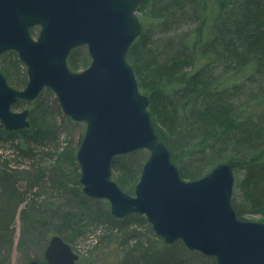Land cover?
I'll return each instance as SVG.
<instances>
[{"label":"water","instance_id":"water-1","mask_svg":"<svg viewBox=\"0 0 264 264\" xmlns=\"http://www.w3.org/2000/svg\"><path fill=\"white\" fill-rule=\"evenodd\" d=\"M141 7L142 0H0V58L17 53L28 77L17 90L0 70V127L29 128V110L15 112L14 106L51 89L64 114L86 124L77 153L84 195L109 201L117 219L145 216L167 246L182 242L217 264H264V223L239 218L232 167L221 163L187 181L156 133L150 100L127 59L144 32ZM80 47H87L92 61L74 72L68 58ZM139 150L150 155L131 195L113 180L112 165ZM30 264L80 263L71 245L53 236L44 260Z\"/></svg>","mask_w":264,"mask_h":264},{"label":"trees","instance_id":"trees-1","mask_svg":"<svg viewBox=\"0 0 264 264\" xmlns=\"http://www.w3.org/2000/svg\"><path fill=\"white\" fill-rule=\"evenodd\" d=\"M139 18L144 32L127 59L140 91L150 100L156 133L170 150L181 177L199 180L227 163L238 180L233 206L239 218L264 216V0H142ZM77 49L68 58L73 69L78 68ZM4 57H12L17 68L21 65L15 52L0 60ZM14 66L11 79L17 87L26 86L27 77H20L16 69L13 74ZM37 101L42 102L41 98ZM42 128L35 133L0 128V134L17 141V158L33 160L52 137L49 128ZM143 152L114 159L112 169L122 188L138 183L148 160ZM68 157L77 182L76 154ZM15 161L0 156V250L9 252L13 245L14 222L26 204L20 212L25 237L44 252L54 230V216L46 226L28 220L29 209H35L30 193L41 196L36 189L41 187L42 173L35 167L33 171L20 169ZM106 219L111 231L133 230L137 223L147 222L145 216L136 214ZM83 226L65 215L54 234L68 243V233ZM180 249H184L181 242L166 247L164 260L127 250L120 264H177L172 257ZM211 264H217L213 257Z\"/></svg>","mask_w":264,"mask_h":264},{"label":"rangeland","instance_id":"rangeland-1","mask_svg":"<svg viewBox=\"0 0 264 264\" xmlns=\"http://www.w3.org/2000/svg\"><path fill=\"white\" fill-rule=\"evenodd\" d=\"M39 32L40 29L35 28L32 31V36L37 39ZM1 60L0 70L6 76L9 84L17 90H23L25 85L17 87L11 79L10 68L15 64L14 59L4 57ZM91 61L87 47H80L77 49L76 62L78 68L69 67L74 72H82L91 65ZM15 67H13V74L16 73V69L20 77H27V67L22 62L18 68ZM40 98L42 102L38 103L37 100ZM38 99L33 102H22L21 107L15 108L14 106L13 108L15 112H22L23 110L30 112V127L24 131L29 130L30 133H35L42 127H47L45 130L49 128L52 132L53 138L48 137L45 142L47 146L41 147L42 150L38 149L40 152H37L35 159L17 158L16 152H14V145H17V141L12 142L10 140L12 139L11 135L0 134V156H2V160H17L14 164H17L20 169L33 171L32 169L35 167L42 173L41 187L36 189L41 196L37 197L35 192L30 193L31 197H34L35 209L32 207V212L30 211L31 208L29 209V222L34 223V225L40 223L42 226H46L50 216H54V230L50 232L51 238L58 236L54 233L60 226L61 218L65 215L69 216L72 223L83 224L82 230L75 228L67 235L69 237L68 243L79 256L80 264H120L124 257V251L133 249L139 250L141 253H148L153 258L164 260V255L167 252L166 247L171 246H167L163 239L154 233L147 219L145 223H137L133 230H110L111 225L107 223L106 217L114 216L111 213L109 201L91 199L84 195L79 180L76 182L75 167L68 157L71 154H76L77 159V153L86 131V124L75 122L66 116L56 94L51 89L43 90ZM42 130L44 129L42 128ZM146 155L149 158V152L144 150L143 156ZM77 165L79 166L78 162ZM117 177V173L113 171V180L119 185ZM237 181L236 178V183ZM122 189L133 195L135 187ZM25 206L26 204L20 207L14 222L13 245L9 252L6 248L0 250V264H30L34 260H44L43 253L45 254V251L41 252L39 247L36 248L31 245L30 239L27 240L25 237L20 213ZM243 220L264 223V216L249 214ZM22 239L26 242L20 249L19 244ZM35 242H38V239ZM172 259L177 264H211V257L200 252L190 251L185 246L184 249L174 252Z\"/></svg>","mask_w":264,"mask_h":264}]
</instances>
